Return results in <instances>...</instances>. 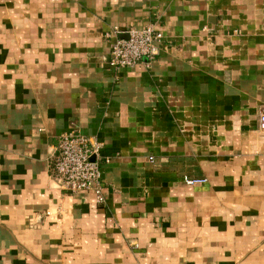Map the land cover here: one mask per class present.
Segmentation results:
<instances>
[{
    "label": "crops",
    "instance_id": "obj_1",
    "mask_svg": "<svg viewBox=\"0 0 264 264\" xmlns=\"http://www.w3.org/2000/svg\"><path fill=\"white\" fill-rule=\"evenodd\" d=\"M149 24L157 59L113 68ZM263 114L264 0H0V264H264ZM73 133L104 204L52 178Z\"/></svg>",
    "mask_w": 264,
    "mask_h": 264
},
{
    "label": "built area",
    "instance_id": "obj_2",
    "mask_svg": "<svg viewBox=\"0 0 264 264\" xmlns=\"http://www.w3.org/2000/svg\"><path fill=\"white\" fill-rule=\"evenodd\" d=\"M110 42V65L115 69L150 67L160 55L163 33L155 24L143 28H114L106 33ZM264 131V114L261 116ZM102 143L80 133L63 135L51 159V175L62 191H92L98 204H104L101 169ZM153 161V158L150 159ZM110 160H106L108 163ZM189 185L206 183V179H187Z\"/></svg>",
    "mask_w": 264,
    "mask_h": 264
}]
</instances>
